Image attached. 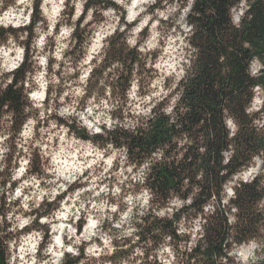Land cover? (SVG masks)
Masks as SVG:
<instances>
[{
    "label": "clouds",
    "instance_id": "obj_1",
    "mask_svg": "<svg viewBox=\"0 0 264 264\" xmlns=\"http://www.w3.org/2000/svg\"><path fill=\"white\" fill-rule=\"evenodd\" d=\"M262 17L0 0V264H264Z\"/></svg>",
    "mask_w": 264,
    "mask_h": 264
},
{
    "label": "trees",
    "instance_id": "obj_2",
    "mask_svg": "<svg viewBox=\"0 0 264 264\" xmlns=\"http://www.w3.org/2000/svg\"><path fill=\"white\" fill-rule=\"evenodd\" d=\"M223 11H224V9L221 7L220 8V12L223 13ZM214 24L217 25V26H219L221 24V21L216 20V19H212L206 25V27H208V29H209L210 32H211L212 27H213ZM260 28H261V30H264V17H262V19H261ZM213 39H214V37H213ZM209 47L214 48V45H209ZM207 59H208V62L213 66V68H216L217 67V65L215 63V59L216 58L214 56H212L211 54H209L208 57H207ZM232 64L234 66V71L232 73V76L233 77H237L236 86L239 87V85L241 83L240 79L238 78V76H239V69H240L239 58L234 56V59L232 60ZM217 75H218V72H217ZM205 79H207L209 81V86H208V88L206 89V91H205V93L203 95V99L205 101H212V100L215 99V93H212L211 92L210 82H211L212 79H214V77L211 75V72H210V70L208 69L207 66L204 68L203 73H202V82ZM221 82H223L222 79H221ZM9 87L11 89V86H9ZM193 119L196 120V116L195 115L193 116Z\"/></svg>",
    "mask_w": 264,
    "mask_h": 264
}]
</instances>
